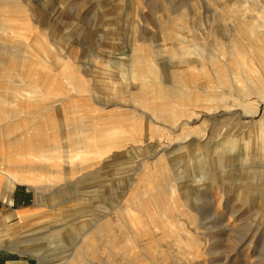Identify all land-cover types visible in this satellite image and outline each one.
<instances>
[{
	"label": "rangeland",
	"instance_id": "1",
	"mask_svg": "<svg viewBox=\"0 0 264 264\" xmlns=\"http://www.w3.org/2000/svg\"><path fill=\"white\" fill-rule=\"evenodd\" d=\"M0 264H264V0H0Z\"/></svg>",
	"mask_w": 264,
	"mask_h": 264
},
{
	"label": "bare ground",
	"instance_id": "2",
	"mask_svg": "<svg viewBox=\"0 0 264 264\" xmlns=\"http://www.w3.org/2000/svg\"><path fill=\"white\" fill-rule=\"evenodd\" d=\"M16 177H17V176H15V175L11 177L12 180H13L14 182H16L17 180H20L19 177H17V178H16ZM10 202H11V201H10Z\"/></svg>",
	"mask_w": 264,
	"mask_h": 264
},
{
	"label": "crops",
	"instance_id": "3",
	"mask_svg": "<svg viewBox=\"0 0 264 264\" xmlns=\"http://www.w3.org/2000/svg\"><path fill=\"white\" fill-rule=\"evenodd\" d=\"M12 182H11V187H13L14 188V186H15V184H13V183H15L13 180H11Z\"/></svg>",
	"mask_w": 264,
	"mask_h": 264
}]
</instances>
